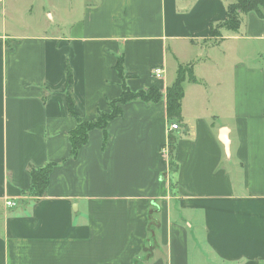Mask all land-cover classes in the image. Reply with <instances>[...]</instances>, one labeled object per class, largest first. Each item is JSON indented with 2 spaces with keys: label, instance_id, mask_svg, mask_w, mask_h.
I'll use <instances>...</instances> for the list:
<instances>
[{
  "label": "crops",
  "instance_id": "0c3cea01",
  "mask_svg": "<svg viewBox=\"0 0 264 264\" xmlns=\"http://www.w3.org/2000/svg\"><path fill=\"white\" fill-rule=\"evenodd\" d=\"M234 2L92 0L68 36L2 26L0 264H264V64L242 53L264 57V17L241 14L216 43ZM120 57L132 93L164 97L127 103L72 157L67 69L75 111L92 121L122 94ZM169 60L198 81L184 84L180 121L167 114ZM48 164L45 196H30L29 167Z\"/></svg>",
  "mask_w": 264,
  "mask_h": 264
},
{
  "label": "trees",
  "instance_id": "16d2710c",
  "mask_svg": "<svg viewBox=\"0 0 264 264\" xmlns=\"http://www.w3.org/2000/svg\"><path fill=\"white\" fill-rule=\"evenodd\" d=\"M256 12L261 17H264V0H235L227 9V18L218 26H212L210 36H220V29L226 28L229 31L237 32L241 26L240 14ZM219 32V33H218ZM116 71L122 79V94L118 99L109 102L110 113L99 112L95 120L88 121L82 119L75 111V99L73 96L74 78L70 68L67 69L66 76V100L69 114L77 121V127L70 134V143L72 146L71 155L76 157L79 150L88 144L89 134L94 129L105 130L108 123L116 118L123 116V107L132 101H143L145 103H158L163 99V94L158 87H150L146 90H141L137 93H132L125 84V79L133 76L126 73L124 69V59L120 57L116 65ZM186 81L197 83L193 74V65L188 67H179L177 75L173 83L167 88V114L169 119L180 121L182 118V101L185 96L184 84ZM54 164H48L43 167H29V175L31 178V186L29 195L37 199L45 196L50 174Z\"/></svg>",
  "mask_w": 264,
  "mask_h": 264
},
{
  "label": "rangeland",
  "instance_id": "374dc122",
  "mask_svg": "<svg viewBox=\"0 0 264 264\" xmlns=\"http://www.w3.org/2000/svg\"><path fill=\"white\" fill-rule=\"evenodd\" d=\"M84 2L91 3L92 0H6L5 12L0 8V32L2 26L6 25L7 34L9 35L31 36L48 34L50 36H68V25L71 23L77 24L82 20L80 6ZM49 7L50 11L54 10L52 12L56 19V25L53 24L54 21L48 16L50 14L48 12ZM219 34L221 35V33ZM212 38L216 43L220 40L219 36H213ZM11 47L12 41H9L8 48L10 49ZM255 49L256 46H246L242 52L243 56H249V61L252 63L264 64V57L260 60H253L257 57L254 52ZM174 64L172 60H169V77L170 80L173 78V81L180 67L175 72ZM182 66L188 67L189 65ZM173 81H169V83Z\"/></svg>",
  "mask_w": 264,
  "mask_h": 264
},
{
  "label": "built area",
  "instance_id": "2783aa9c",
  "mask_svg": "<svg viewBox=\"0 0 264 264\" xmlns=\"http://www.w3.org/2000/svg\"><path fill=\"white\" fill-rule=\"evenodd\" d=\"M163 75H164V71L161 68H155V69L152 70V76L155 79L161 80L163 78ZM170 129L172 131H177V130H179V125L177 123H175V122H172L171 126H170ZM161 154L165 158H169V156H170V145L169 144L168 145H164L162 147ZM7 205L9 207H13L15 204L13 202H11V201H8Z\"/></svg>",
  "mask_w": 264,
  "mask_h": 264
},
{
  "label": "water",
  "instance_id": "95a60500",
  "mask_svg": "<svg viewBox=\"0 0 264 264\" xmlns=\"http://www.w3.org/2000/svg\"><path fill=\"white\" fill-rule=\"evenodd\" d=\"M223 134H222V139H223V141L225 142V144L227 145L228 144V142H227V139H226V130H223V132H222Z\"/></svg>",
  "mask_w": 264,
  "mask_h": 264
}]
</instances>
